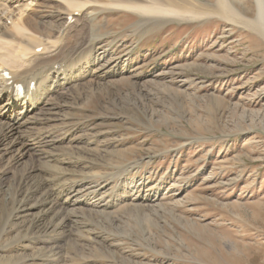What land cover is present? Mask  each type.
I'll list each match as a JSON object with an SVG mask.
<instances>
[{
	"label": "rangeland",
	"instance_id": "obj_1",
	"mask_svg": "<svg viewBox=\"0 0 264 264\" xmlns=\"http://www.w3.org/2000/svg\"><path fill=\"white\" fill-rule=\"evenodd\" d=\"M248 1L254 17L256 3ZM35 7L57 32L64 7L50 0ZM96 13L102 45L132 50L115 78L119 87L80 107L88 125L74 156L86 167L48 171L29 153L0 178V264H264V37L217 17L138 35L137 12ZM85 36L89 44L88 26ZM28 165L39 170L25 185ZM103 175L134 179L141 196L114 189L129 199L108 214L84 213L57 241L41 235L46 223L32 228L35 210L10 222L22 191L42 184V198L50 186Z\"/></svg>",
	"mask_w": 264,
	"mask_h": 264
},
{
	"label": "bare ground",
	"instance_id": "obj_2",
	"mask_svg": "<svg viewBox=\"0 0 264 264\" xmlns=\"http://www.w3.org/2000/svg\"><path fill=\"white\" fill-rule=\"evenodd\" d=\"M50 1L64 7L66 12L57 32L54 22L38 20L35 6L40 0H0V178L11 168H15L16 172L20 159L29 156V153L40 160L38 167L48 165L50 168H45L48 171L60 170L66 175L74 166L86 167L89 164L81 157L74 156L82 148L79 144L85 139L83 133L77 134L86 133L88 125L86 120L78 118V112L81 105L98 91L108 93L111 88L119 87L115 78L123 74L119 71L121 64L125 57L130 58L132 52H126L130 50L126 49L117 53L112 51L110 44L102 45L105 41L98 35L102 26L95 25L98 8L137 12L140 16L135 25L138 35L145 34L155 25L162 26L174 20L217 17L231 25H242L254 30L264 37V0H254V6L257 7L254 17L248 16V0H241V6L235 0H212L210 3L203 0ZM57 16L60 15H55V18ZM87 26L89 44L85 36ZM102 46L106 48L98 52ZM18 85L23 86L22 91L17 90ZM121 165H115L116 171L113 169L112 172L120 174ZM23 170L24 174L27 173L24 176L26 185L29 175L39 168L30 169L28 165ZM77 172L75 170V175ZM92 175L101 176L97 173ZM103 178L101 181H96V178L89 182L73 181L58 189L50 186L46 188L49 191L43 192L42 198H39L42 184L30 187L28 196H25L24 191L21 192L23 198H19L21 200L12 209L14 212L11 213L10 222L26 212V215H32L31 210H35L36 214L33 213L29 221L32 228L46 223L43 232L40 231L41 235L57 241L61 235L59 231L67 227L68 223L73 224L84 213L108 214V210L115 207L118 201L129 199L130 193V197L136 193L134 179L120 182L119 178L110 179L111 176L107 178L103 175ZM119 187L128 189L125 193L129 194L122 195L114 190ZM136 195L133 198L141 196Z\"/></svg>",
	"mask_w": 264,
	"mask_h": 264
}]
</instances>
